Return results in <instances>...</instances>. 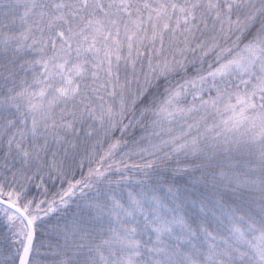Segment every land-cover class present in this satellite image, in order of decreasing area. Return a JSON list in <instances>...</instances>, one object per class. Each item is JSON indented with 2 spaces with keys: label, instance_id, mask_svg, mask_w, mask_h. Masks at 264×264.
<instances>
[{
  "label": "snow or ice",
  "instance_id": "1",
  "mask_svg": "<svg viewBox=\"0 0 264 264\" xmlns=\"http://www.w3.org/2000/svg\"><path fill=\"white\" fill-rule=\"evenodd\" d=\"M0 264H264V0H0Z\"/></svg>",
  "mask_w": 264,
  "mask_h": 264
}]
</instances>
